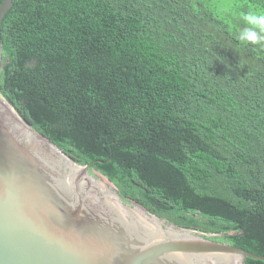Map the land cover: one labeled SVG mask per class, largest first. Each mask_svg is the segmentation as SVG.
Segmentation results:
<instances>
[{
    "label": "trees",
    "instance_id": "trees-1",
    "mask_svg": "<svg viewBox=\"0 0 264 264\" xmlns=\"http://www.w3.org/2000/svg\"><path fill=\"white\" fill-rule=\"evenodd\" d=\"M249 9L264 0H13L0 95L122 199L264 257V50L235 39Z\"/></svg>",
    "mask_w": 264,
    "mask_h": 264
},
{
    "label": "water",
    "instance_id": "water-1",
    "mask_svg": "<svg viewBox=\"0 0 264 264\" xmlns=\"http://www.w3.org/2000/svg\"><path fill=\"white\" fill-rule=\"evenodd\" d=\"M12 3L3 0L0 5V72L1 24ZM34 132L0 95V264L264 261L263 256L214 242L208 235L165 223L152 214L147 219L134 211L147 228L135 227L132 233L118 218L119 212L108 207L103 198L109 190L97 177L105 178L111 191L116 187L91 170L97 174L94 178L89 166L75 163Z\"/></svg>",
    "mask_w": 264,
    "mask_h": 264
},
{
    "label": "clouds",
    "instance_id": "clouds-1",
    "mask_svg": "<svg viewBox=\"0 0 264 264\" xmlns=\"http://www.w3.org/2000/svg\"><path fill=\"white\" fill-rule=\"evenodd\" d=\"M241 25L235 39L244 46L264 50V11L249 9L238 16Z\"/></svg>",
    "mask_w": 264,
    "mask_h": 264
},
{
    "label": "flooded vegetation",
    "instance_id": "flooded-vegetation-1",
    "mask_svg": "<svg viewBox=\"0 0 264 264\" xmlns=\"http://www.w3.org/2000/svg\"><path fill=\"white\" fill-rule=\"evenodd\" d=\"M88 172L91 174L92 171L89 170ZM92 176H94V175H92ZM94 178H95V176H94ZM113 187L115 188L114 185H113ZM105 193H106V196L103 199L107 202L108 207L112 210L119 212L118 218L121 219L123 222H125V225H127V227L130 229V231L132 233H134V231H136L135 227H137L138 229H144V227L147 228L144 223H142L140 220H138L135 217V212H140L147 219H151V215L148 211H147L148 213L142 211L139 207H137L135 205L136 203L131 201V200L122 199L121 196L119 195L118 191H116V188L113 189L112 191L111 190L105 191ZM131 211H133V212H131ZM159 219L164 221L165 223H169V222H167L161 218H159ZM156 224H157V226L159 225L158 222H156Z\"/></svg>",
    "mask_w": 264,
    "mask_h": 264
},
{
    "label": "bare ground",
    "instance_id": "bare-ground-1",
    "mask_svg": "<svg viewBox=\"0 0 264 264\" xmlns=\"http://www.w3.org/2000/svg\"><path fill=\"white\" fill-rule=\"evenodd\" d=\"M41 140H43L45 143H47L44 139L41 138ZM97 179H99L100 181H102L103 183H105V185L107 186L108 190L111 189V185L108 183V181L105 178H103V177H97Z\"/></svg>",
    "mask_w": 264,
    "mask_h": 264
},
{
    "label": "rangeland",
    "instance_id": "rangeland-1",
    "mask_svg": "<svg viewBox=\"0 0 264 264\" xmlns=\"http://www.w3.org/2000/svg\"><path fill=\"white\" fill-rule=\"evenodd\" d=\"M35 133H37V132H35ZM91 174H94V176H96V175H97V174H95V173H92V172H91Z\"/></svg>",
    "mask_w": 264,
    "mask_h": 264
}]
</instances>
